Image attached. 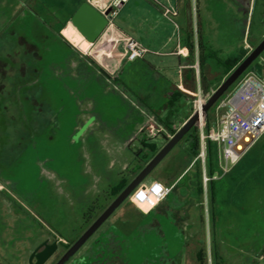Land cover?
<instances>
[{"label": "rangeland", "instance_id": "1", "mask_svg": "<svg viewBox=\"0 0 264 264\" xmlns=\"http://www.w3.org/2000/svg\"><path fill=\"white\" fill-rule=\"evenodd\" d=\"M40 1L43 0H0V60L11 63L0 64V264H29V252L46 235L52 234L53 241L76 238L88 221L113 201L109 192L119 177L135 174L134 155L141 146L142 123L137 107L133 106L136 100L132 93L123 82H108L95 68L84 63L78 65V59L56 34L58 29L49 28L45 23ZM213 7L210 1L198 4L197 0H190L188 15L183 10L178 19L169 17V20L153 1L131 0L121 10L118 8L120 15L116 23L121 27L132 23L145 37H167L174 33L176 45L177 25L185 26L189 18L188 28L196 31L201 20L206 57L209 58L210 51L215 55L208 59L213 66L208 64L203 70L207 87L204 96L209 97L216 90L218 80L221 77L225 80L231 74L225 75L222 62L245 45L233 27L232 10ZM253 36L258 39L264 36V12L255 17ZM21 37L38 47L42 60L29 59ZM105 40L99 43V49L108 44L109 40ZM250 40L246 41L253 46ZM113 45L114 42L105 54L98 52L102 56L97 53L94 56L106 64L105 56L117 55ZM20 59L29 63L26 76L19 74ZM159 60L165 65H170L168 60L175 61V66H168L171 67L168 72L177 83V59ZM129 75L127 71L125 76ZM33 98L38 105L31 102ZM181 109L177 107L175 118ZM183 121L177 122L176 127H182ZM143 137L156 149L164 146L159 142L162 139ZM179 146L160 166L166 160L171 165L180 164L179 154L174 153ZM249 156L252 162L249 160L247 164L252 171L243 180V186L254 187L257 179L264 184V137ZM258 166L260 173L255 170ZM244 173L235 174L234 181L225 178L221 183L220 177L216 186L224 187L225 191L234 189L248 170ZM258 197L260 194L255 191L247 192L243 200L236 201L245 211L228 207V214L225 211L213 233L210 205L202 206L205 241L202 245V235H199L195 243L206 250L208 264H214L213 248L222 257L220 264L253 263L251 249L264 239V202L257 201ZM128 209L129 199L67 264L90 253L106 228L111 236L119 238L118 259L123 264H165L167 259L182 253V240L172 242L166 236L161 237L149 226L148 219L128 222ZM62 252L60 246L47 264L55 262ZM184 261L183 264L186 258ZM259 264H264V257L259 259Z\"/></svg>", "mask_w": 264, "mask_h": 264}, {"label": "crops", "instance_id": "2", "mask_svg": "<svg viewBox=\"0 0 264 264\" xmlns=\"http://www.w3.org/2000/svg\"><path fill=\"white\" fill-rule=\"evenodd\" d=\"M129 1L131 0H111L109 4L119 3L118 8H120L121 10V8H123ZM151 1L155 3L163 17L169 20L171 19L168 16L164 15L165 8L174 9L176 15H174L173 17H176L177 19L180 17L183 10L186 11L187 15L189 14L188 6L190 5V0H166V2L164 3L157 0ZM120 10L118 9V14L114 19L117 28L122 33L129 35L141 42L148 48L149 53L143 59H139L134 62L124 61L121 62L120 65H115L114 63H110L109 61H106V64H103L96 56H89L91 59L96 61V64L92 65L88 63V66L93 69L95 68L96 73L99 76H103L99 68L103 69L106 74L110 73V71L116 70V74L114 77L122 80L124 86L132 93L136 100L133 102V106L137 107L136 109L139 112H146L148 108H150L165 117L171 112L176 113L177 107H180L182 108L181 114L176 118L172 116L170 118V122L175 127L178 125L177 122H179L180 120H184L183 122L185 123L188 120L187 117L189 116L190 112L192 113V97L189 95V97H182L177 102H172L169 94H171V89L177 88L180 82V78L178 77V82L176 83L173 80L174 75L172 76V74L168 72L171 70L169 69L171 67L168 66H175V61L173 62L172 60H168L170 62V65H165L164 61L159 59L168 57H171L172 59L176 58V70L178 75L179 67L181 65L190 64L189 56L183 57L177 53L180 48H187L181 43V30L188 28L189 18L185 26L177 25L178 32L176 35L178 36V40L176 45H174V33H172L171 35L169 34L167 37H161L159 35H156L154 37L146 35L145 37L142 34L143 32L139 29H136L132 23H128L130 27L119 26L116 23V19L120 15ZM69 22H71V20ZM99 43L95 44V46L98 47ZM75 51L78 52L77 50ZM78 56L82 58L83 55L79 53ZM83 57L84 58L82 59L85 61H87V59L91 60L89 58H86V56ZM98 64L104 65L103 68L101 66L98 67ZM127 71H130L129 76H125V73ZM184 77L189 85L193 86V88H196V83L194 82V74L191 69L185 70ZM145 120L146 118H144V121L140 125V128H142L145 124ZM161 139L162 140L159 142L161 144H165V138ZM140 140H142V137H140ZM158 140H160V138L156 141ZM140 145L141 146L138 147V154L135 153L134 155L136 159L135 174H131L133 178L138 174H136L137 168L140 165H143L145 167L147 164L146 160L152 155L149 149H144L142 141ZM188 148L189 141L186 140L181 143L177 151L174 152L179 154L181 158L180 164L171 165V162H168V160H166L164 164L160 166L164 161L163 160L158 165V167L160 166V169L156 171V169L158 168L157 167L146 179V181H144V183H150L152 178L153 180H159L165 185L173 188L171 194L167 196L162 202H160L159 205L149 213L143 212L129 199L130 209H128V212L126 214L127 218L129 219L128 222L132 223L133 221H138L140 218L148 219L149 226H151V228L155 230L156 233H159L161 237L166 236L172 242L173 240L183 241L182 253L177 255L175 258H172V260L165 259V264H183L185 262V258V264H198L196 262V257L202 246L197 245L195 241H197V237L199 235H202V245L205 241V238H203L205 237V230L203 228L205 219L202 216V206L195 200V198H192L190 196V190L185 185L178 184L184 174L193 165L194 160L189 155ZM131 176L129 175L128 177ZM121 178L122 176L119 177L118 181H120ZM118 181L115 184H117ZM114 185H112L111 188ZM187 238L190 240L189 245H187ZM118 239V237L111 236L106 228L101 232V238L98 239L100 241H96L95 247L91 249L90 253L78 257L71 264H103L105 262H107L105 264H123L118 259V255L120 252V249L116 244L117 242H119ZM108 258L113 259L110 262L107 261L109 260Z\"/></svg>", "mask_w": 264, "mask_h": 264}, {"label": "built area", "instance_id": "3", "mask_svg": "<svg viewBox=\"0 0 264 264\" xmlns=\"http://www.w3.org/2000/svg\"><path fill=\"white\" fill-rule=\"evenodd\" d=\"M97 10H99L107 19L108 24L99 39L91 43L87 52L80 50L64 34L67 41L74 49L83 56H94L95 44L103 42L105 39L114 42L113 49L117 54L114 58L105 56L106 61L120 65L121 62H134L145 58L149 50L135 38L122 33L115 24V17L118 14L119 3L107 4L104 0H87ZM164 15L173 17L176 15L174 9L165 8ZM86 38V37H85ZM87 39V38H86ZM245 39L244 49L249 55L253 47ZM99 41V42H98ZM106 41V40H105ZM183 57L189 56L188 48H180L177 52ZM119 57V58H118ZM196 62L191 65H181L179 67L180 82L178 88L193 98L192 113L199 112L201 115L198 127L200 128V153L194 159H200L202 162L203 173V191L204 203L209 204V183L211 180L218 179L227 174L232 167L239 162L245 153L254 145V143L264 134V67L262 72L252 70L248 72L238 85L222 97L214 105L215 120L208 131H205V120L202 116L204 102L210 97L204 96L201 84V75L198 62V52H196ZM104 65H101L103 68ZM187 69H194V82L196 88L189 85L184 77ZM114 77L116 70L108 73ZM191 113V114H192ZM148 121L141 128L142 134L149 140L161 138L170 139L181 128L173 127L172 130L159 125L153 116H148ZM217 144L219 152V161L221 173L210 177L206 171V151L207 141ZM159 189V191H157ZM172 187L165 185L159 180L150 183H142L130 196V200L143 212L149 213L154 210L172 191Z\"/></svg>", "mask_w": 264, "mask_h": 264}, {"label": "trees", "instance_id": "4", "mask_svg": "<svg viewBox=\"0 0 264 264\" xmlns=\"http://www.w3.org/2000/svg\"><path fill=\"white\" fill-rule=\"evenodd\" d=\"M86 1L87 0H64V1L56 2L55 0H43V1H40V10L41 12L44 13V16L46 17L44 19L47 25H50L52 22L59 21L58 32L60 35V32L64 30L63 28L68 25V22L71 20L75 12ZM181 43L183 46L189 49V58H190L191 65L195 64L196 59H197L196 52H198V62H199L200 75H201L202 91L203 93L206 94L207 87L205 85V76H204L203 70L208 64H211L210 61H208V59L215 57V55L212 51H210L209 58L206 57L205 51L207 50V48L203 40L201 20L196 28V31L192 30L191 28H186V29L181 30ZM69 45L72 47L71 44ZM75 50H74V53L76 54L75 56H78L80 52L78 53ZM247 56H248L247 51L242 46L236 55L223 61L222 65L226 69L225 75H228L229 73H231ZM86 58L91 59L89 56H86ZM88 63L95 65L96 61H94L93 59L91 60L87 59L85 64L88 66ZM263 67H264V52L249 67V69L239 78V80L228 90V92L233 90L248 72L252 70H255L257 72H262ZM99 69L103 77L105 76L108 82H111V80L122 82V80L117 79L116 77H111L110 75L106 74L103 69L101 68ZM191 70L193 71V74H194V69H191ZM223 80H224V77H221L218 80V84L215 87L216 89L222 84ZM227 93H225V95ZM169 97L172 100V102H177L182 97H189V95L184 93L177 87L176 89H171V94H169ZM214 108L215 107H213L209 111L207 116L204 117L205 131H208L210 129L211 124L215 120ZM139 113H140L141 123L144 121V118H146V116H153L155 117L156 121L160 125L170 130L173 129L172 128L173 125L170 122V118L174 115L173 112L169 113V115H166L165 117H163V115H161L158 112L153 111L150 108H148L146 112H139ZM190 115H191V112L189 116L187 117V119L190 117ZM143 136L144 135L142 134L141 141L143 143L144 149L147 148L154 154L146 160V162L148 163V161H150L158 153L160 149L154 148L151 144L147 142V140ZM263 137H264V134L245 153V155L239 160V162L235 164L227 174H225L218 180L221 183L223 179L225 178H228L229 180L234 181L236 180L234 177L235 174L238 175V174H242L243 172L246 173V171L248 170V173L245 175V177L242 178L241 181H239V183H236V187L234 189H230L226 191L222 190V188L224 187L216 186L217 179L215 180L213 179L209 183V205H210L209 214H210V220H211V226H212V233L215 230L218 224V221H220V219L226 213L228 214V210H227L228 207L232 206L236 210L243 209V207H240L236 203V201H238L240 198L241 200H243L242 198L244 195H246L247 192L252 193L253 191H255V193L260 194V197H258L257 199L255 198V199L257 201L264 202V198L261 197V193H260L261 189H264V184H261L259 179H257L256 185L254 187H244L243 186V180H246L245 178L248 176L250 171H252V168L250 167V165L247 164V161L249 160L250 162H252L249 155L253 151V149L258 145V143L262 140ZM186 140L189 141V148H188L189 155L194 160L200 153V148H201L200 128L198 126H195L194 128H192L191 131L182 139V141L178 145H181V143H183ZM261 164H263V161L259 163V166ZM259 166L255 167V170L257 172H259L258 171ZM143 168L144 166L140 165L136 170V174L139 173ZM206 171L210 177H214L215 174L221 173L217 144L209 140L207 141V151H206ZM202 173H203L202 162L200 159H198L194 162L192 167L184 174V176L181 178L180 182L178 183V184L185 185L190 190V196L192 198H195V200L201 206H203V203H204ZM132 179L133 177L122 176L120 181H118V183L115 184L109 192V195L112 198V200H114L128 186V184L132 181ZM221 196H222V199H221ZM222 203L223 205H220ZM107 207L108 206H105L100 211V213L96 217H94V219H92L93 221L92 220L88 221V224H86V227H83V230L77 235L76 238L70 239V241L65 239L67 241V244H65V250H68L76 242V240L84 233V231L94 222V220ZM233 212L235 213V210ZM231 213L232 211H229V214ZM58 234L61 235V237L64 239V236L61 233H58ZM256 244L257 246L254 245V247H252L251 249V251L253 252V256L255 257L252 264H259V259L264 257V239L262 240L261 244L259 242L258 243L256 242ZM212 258H213L214 264H220V260L222 259V257L220 256L219 251H217V248L215 249L213 248ZM196 262L198 264H208V255H207L206 250L203 247L199 250L197 254Z\"/></svg>", "mask_w": 264, "mask_h": 264}, {"label": "water", "instance_id": "5", "mask_svg": "<svg viewBox=\"0 0 264 264\" xmlns=\"http://www.w3.org/2000/svg\"><path fill=\"white\" fill-rule=\"evenodd\" d=\"M71 23L90 42L95 43L105 31L108 19L88 1L84 2L71 18ZM62 36L63 32L61 33ZM65 37V36H64ZM264 52V39L255 47L252 52L231 72L222 84L204 102L202 116L205 117L214 105L228 92V90L239 80V78L249 69V67ZM201 115L194 112L188 120L170 138L165 139L164 146L146 164V166L132 179L128 186L108 205V207L95 219V221L84 231L76 242L62 255L55 264H66L76 253L86 244V242L96 233L100 227L112 216L127 199L130 198L135 189L144 183L158 165L171 153V151L182 141V139L198 126ZM153 178L151 182H153ZM43 248L42 250H40ZM59 250V241L50 243L46 239L30 256L29 264H47Z\"/></svg>", "mask_w": 264, "mask_h": 264}, {"label": "flooded vegetation", "instance_id": "6", "mask_svg": "<svg viewBox=\"0 0 264 264\" xmlns=\"http://www.w3.org/2000/svg\"><path fill=\"white\" fill-rule=\"evenodd\" d=\"M202 1H210L212 2V6L214 5V9L219 8V9H229L232 10L230 11V15L232 16L231 19L233 21V27L235 28V31L239 34L240 38L242 37V41L244 42L245 39H251V43L253 47V49L255 47L258 46V44L264 39V36L261 39H258L257 37L253 36V27H254V20L256 15L258 14H262L264 12V0H197V3L199 4ZM227 13V12H226ZM58 25H59V21H55L52 22L50 25H47L49 28H54V30L58 29ZM67 25V24H66ZM56 34L59 35V32L56 31ZM60 37L62 36L61 32H60ZM63 37V36H62ZM62 39V43L67 45V47L69 48V51L71 53H73L74 58L76 57L78 60V65L80 64H85L86 61L83 60L82 58H84L82 56V58H80L79 56H75L76 54L74 53V49L69 45L70 43L67 41V39L65 37H63ZM64 41V42H63ZM20 42L21 44H23L24 47V53L25 54H29L30 55V60L34 59L36 61H40L43 59V57L40 55L38 47L33 44L30 43L28 40H26L24 37L20 38ZM21 61V65L18 68L19 69V74L22 76H26L27 72H28V65L29 63L27 61H23V59H20ZM0 64L3 65H10L11 63H7V62H2L0 60ZM1 69V67H0ZM32 72H34L33 70H31ZM30 71V72H31ZM3 72L6 74L7 69L4 68ZM31 99V98H29ZM32 103H36V105H38L39 103L37 102L36 98H33L31 100ZM52 235V234H51ZM51 235L50 236H45L42 238L41 241H39V243H37L35 245V247L29 252L28 254V259L30 258L31 254L46 240V239H50V243L54 242L51 239ZM59 241V247L62 246L63 248V252L60 254V256L56 259L55 262H53L52 264H55L61 257L62 255L67 251L65 250V244H67V242H64V240L61 239H57ZM43 248H41L40 250H42ZM53 258V257H52ZM51 258V259H52ZM107 263V262H105ZM103 263V264H105ZM28 264V262H27ZM67 264V263H66ZM101 264V263H98Z\"/></svg>", "mask_w": 264, "mask_h": 264}, {"label": "bare ground", "instance_id": "7", "mask_svg": "<svg viewBox=\"0 0 264 264\" xmlns=\"http://www.w3.org/2000/svg\"><path fill=\"white\" fill-rule=\"evenodd\" d=\"M63 34L80 50L84 52H87L89 50L91 43L77 30V28L71 22H69V25L64 29ZM111 44L112 41L111 42L109 41L108 44L105 45L102 49H99L98 46L93 51L94 52L96 51L95 53H97L98 55H101L100 53L105 54L106 50L108 49L109 46H111Z\"/></svg>", "mask_w": 264, "mask_h": 264}, {"label": "snow or ice", "instance_id": "8", "mask_svg": "<svg viewBox=\"0 0 264 264\" xmlns=\"http://www.w3.org/2000/svg\"><path fill=\"white\" fill-rule=\"evenodd\" d=\"M157 191H159V189H157Z\"/></svg>", "mask_w": 264, "mask_h": 264}]
</instances>
